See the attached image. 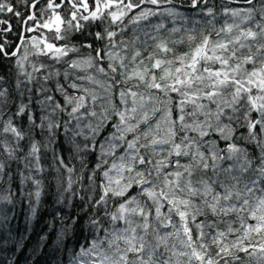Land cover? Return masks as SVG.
<instances>
[{
  "label": "snow or ice",
  "instance_id": "snow-or-ice-1",
  "mask_svg": "<svg viewBox=\"0 0 264 264\" xmlns=\"http://www.w3.org/2000/svg\"><path fill=\"white\" fill-rule=\"evenodd\" d=\"M49 193L55 264H264V0H0V264Z\"/></svg>",
  "mask_w": 264,
  "mask_h": 264
},
{
  "label": "trees",
  "instance_id": "trees-1",
  "mask_svg": "<svg viewBox=\"0 0 264 264\" xmlns=\"http://www.w3.org/2000/svg\"><path fill=\"white\" fill-rule=\"evenodd\" d=\"M54 196L49 193L42 197L41 206L38 208L37 218L32 222V236L27 242L26 247L17 252L8 251L6 255L15 256L16 264H55L56 260L60 258V254L55 251L54 230H50L49 224L52 221L53 213L56 205L54 203ZM28 213V204L25 201L18 204L15 210V218L12 224L18 229H23L25 223V216ZM47 233L49 240L39 255H33L31 249L33 242L41 235Z\"/></svg>",
  "mask_w": 264,
  "mask_h": 264
}]
</instances>
